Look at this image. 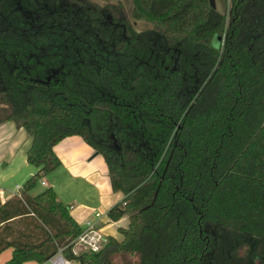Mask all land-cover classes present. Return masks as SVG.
<instances>
[{
    "label": "trees",
    "instance_id": "obj_1",
    "mask_svg": "<svg viewBox=\"0 0 264 264\" xmlns=\"http://www.w3.org/2000/svg\"><path fill=\"white\" fill-rule=\"evenodd\" d=\"M7 121L38 172L0 203L6 264H264V0H0ZM72 135L123 194L110 220H130L98 252H75L52 187L30 194Z\"/></svg>",
    "mask_w": 264,
    "mask_h": 264
},
{
    "label": "crops",
    "instance_id": "obj_2",
    "mask_svg": "<svg viewBox=\"0 0 264 264\" xmlns=\"http://www.w3.org/2000/svg\"><path fill=\"white\" fill-rule=\"evenodd\" d=\"M214 1L218 10L228 11V0ZM31 145L32 136L24 128L12 121L0 124V203L19 194L26 180L38 172V168L28 162ZM54 150L61 166L45 176L30 194L37 195L52 187L69 205L70 213L83 229L91 222L100 227L105 236L122 239L119 228L127 227L130 220L127 215L117 221H111L108 216V211L123 199V194L112 189L104 157L79 135L64 138Z\"/></svg>",
    "mask_w": 264,
    "mask_h": 264
},
{
    "label": "built area",
    "instance_id": "obj_3",
    "mask_svg": "<svg viewBox=\"0 0 264 264\" xmlns=\"http://www.w3.org/2000/svg\"><path fill=\"white\" fill-rule=\"evenodd\" d=\"M19 188V186H18ZM108 239L105 236L100 227L91 222L87 223L86 228L83 229L82 233L74 240L76 245V251L87 250L92 252H98L102 249ZM43 264H77L75 261L67 259L62 254V249L58 251L50 260Z\"/></svg>",
    "mask_w": 264,
    "mask_h": 264
},
{
    "label": "rangeland",
    "instance_id": "obj_4",
    "mask_svg": "<svg viewBox=\"0 0 264 264\" xmlns=\"http://www.w3.org/2000/svg\"><path fill=\"white\" fill-rule=\"evenodd\" d=\"M99 4H104V3H108V2H116L118 0H93ZM129 9L132 8V0H121ZM146 25V24H145ZM143 26V25H142ZM138 28H141V25L138 24ZM220 39L219 37L216 38L215 40V44L216 46H219L220 43ZM102 156V155H101ZM103 157V156H102ZM11 249H8L6 251H4L3 253H0V264H6V262L11 258ZM24 264H39L35 261H30V262H26Z\"/></svg>",
    "mask_w": 264,
    "mask_h": 264
},
{
    "label": "water",
    "instance_id": "obj_5",
    "mask_svg": "<svg viewBox=\"0 0 264 264\" xmlns=\"http://www.w3.org/2000/svg\"><path fill=\"white\" fill-rule=\"evenodd\" d=\"M210 2H211V5H212L213 7H216V5H215V1H214V0H210Z\"/></svg>",
    "mask_w": 264,
    "mask_h": 264
}]
</instances>
